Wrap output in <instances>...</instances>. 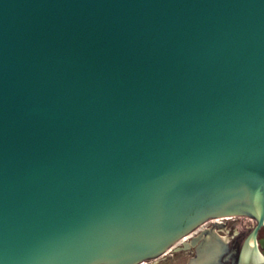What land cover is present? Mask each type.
Masks as SVG:
<instances>
[{"label": "water", "instance_id": "1", "mask_svg": "<svg viewBox=\"0 0 264 264\" xmlns=\"http://www.w3.org/2000/svg\"><path fill=\"white\" fill-rule=\"evenodd\" d=\"M262 225L264 0H0V264H264Z\"/></svg>", "mask_w": 264, "mask_h": 264}, {"label": "flooded vegetation", "instance_id": "2", "mask_svg": "<svg viewBox=\"0 0 264 264\" xmlns=\"http://www.w3.org/2000/svg\"><path fill=\"white\" fill-rule=\"evenodd\" d=\"M229 218H230V217H227V218L225 219V221L223 222V225H228V223L230 222V221H229ZM232 218H234V217H232ZM247 219H248V220H247V222H246V225H247V226H250L253 220L250 219V218H248V217H247ZM215 221H216V222L219 221V218H218V219L211 220V221H208L207 223L202 224L200 227H198V229H197L196 231L193 232V235L196 234V233H198V232L200 231V229L209 226L212 222H215ZM189 237H190V236L186 237L185 239H189ZM257 237H258V238H262V239H264V225H262V226H260V227L258 228V230H257ZM181 245H182L181 242L178 243L174 248L170 249L168 252H166L165 254H163L162 257H160V259H157V260L154 261L153 263H148V264H158V263L160 262L161 259L168 258L169 256H175L177 253H179L180 251H182V249H178ZM259 246H260V249H261L262 251H264V244L261 245V243H259ZM188 251H189L190 253H189V254L186 256V258H185V264H187V260H188V258H189V257L193 254V252H194L193 249H188ZM146 264H147V263H146Z\"/></svg>", "mask_w": 264, "mask_h": 264}, {"label": "rangeland", "instance_id": "3", "mask_svg": "<svg viewBox=\"0 0 264 264\" xmlns=\"http://www.w3.org/2000/svg\"><path fill=\"white\" fill-rule=\"evenodd\" d=\"M228 217H230L229 218V221H231L233 218L232 217H240L241 219H247V217H245V216H242V215H239V216H228ZM204 223H207V222H204ZM203 223V224H204ZM230 224V222L228 223V225ZM202 225V224H201ZM200 225V226H201ZM200 226H198V227H200ZM198 227L197 228H195L191 233H193L194 231H196L197 229H198ZM190 233V234H191ZM189 234V235H190ZM186 237H188V235H186L185 236V238ZM178 243H180V242H178ZM177 243V244H178ZM176 244V245H177ZM175 245V246H176ZM190 252L188 251V250H186V249H182V251H180L179 253H177L175 256H169L168 258H164V259H161L160 260V262L158 263V264H185V258H186V256L189 254ZM160 257H162V256H160ZM160 257L159 258H157V259H160ZM156 259V260H157ZM155 260V261H156ZM154 262V261H153ZM153 262H147V264L148 263H153ZM146 264V263H145Z\"/></svg>", "mask_w": 264, "mask_h": 264}, {"label": "built area", "instance_id": "4", "mask_svg": "<svg viewBox=\"0 0 264 264\" xmlns=\"http://www.w3.org/2000/svg\"><path fill=\"white\" fill-rule=\"evenodd\" d=\"M167 252H168V251H167ZM165 253H166V252H165ZM165 253H164V254H165ZM140 264H145V263H140Z\"/></svg>", "mask_w": 264, "mask_h": 264}]
</instances>
